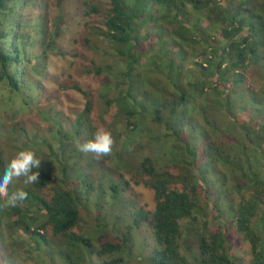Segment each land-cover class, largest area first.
I'll list each match as a JSON object with an SVG mask.
<instances>
[{
    "label": "trees",
    "instance_id": "1",
    "mask_svg": "<svg viewBox=\"0 0 264 264\" xmlns=\"http://www.w3.org/2000/svg\"><path fill=\"white\" fill-rule=\"evenodd\" d=\"M130 1L110 0L106 30L102 33L115 48L117 63L123 65L119 71L112 68L109 76L116 84L118 82L126 87L127 96L131 95L135 84L147 83L153 75L146 71L147 66L143 67L141 76L138 74V42L133 37V22L142 17L144 20L155 17L150 13L147 0H135L134 6ZM185 1L187 0L166 1V9L173 13L165 17L164 24L170 23L177 31L176 36L167 43L166 60L170 61L165 69L168 70L169 66L178 75L181 73L183 66L179 63L175 66L172 62L176 61L174 56H177L186 70L192 68L197 73L196 77H192L190 73L186 76L187 83L191 85L189 94L178 90L176 97L171 88L173 91L170 93L175 95L171 102L154 100L155 97L151 96L149 99L154 100L153 102L144 101L148 106L154 105L148 110L143 100L136 98L139 111L124 112L126 126L131 130H137L141 120L147 117L156 128L165 131L161 136H155L154 141L148 135L145 137L147 143L144 145L145 149L142 148L138 161L137 157L119 161L124 163H119L125 167L123 171H130L137 176L134 177L136 183L147 175L148 178L143 183L154 193L152 211H135L137 222L141 217L148 221L154 240L153 253L144 264H264L263 231L254 228V222L264 225V131L259 128L264 124V0H240L235 9H230L227 4L230 0H192L191 7L197 16L186 11ZM40 3L39 0H0V94L5 90L11 92L0 101V119H4L5 113L9 111L5 109L15 106L17 110H21L26 105L36 107L41 119L44 115L46 118L54 116L52 108L36 105L43 89L37 76H43V71L32 69L34 73L31 77L26 71L30 69L33 57L38 56L30 55L32 50L38 45L44 53L51 50V43L56 44L60 28L59 22L54 21V29L51 30L47 15L31 12L38 9ZM90 9L97 10L92 5ZM31 18H35L31 25L36 31L29 37L26 29ZM160 28L162 35L157 36L159 42L164 39L163 32H174L166 27ZM155 43L149 39L144 44L147 48L141 49V55ZM159 56L163 59V56ZM193 57H197V61ZM211 59L216 62L215 66ZM250 66L259 67L263 71V79L256 91L248 89L244 84V73L249 71ZM93 71L101 73L99 69ZM167 79L174 82L170 73L167 74ZM211 82H215V85L209 89ZM155 84L151 82V85ZM72 88L86 98L82 115H88L91 111L88 93L78 84H73ZM162 88L168 87L162 85ZM140 93L146 94L144 89ZM196 93L197 97H201L200 104H195ZM206 94L209 96H205ZM16 97L21 99L19 103H16ZM237 97H242L244 104ZM106 102L111 103V100ZM192 105L200 112L210 105L209 108L216 110L222 118V127L216 130L206 127L197 116L191 120ZM167 106H170L168 114L160 117L159 110ZM252 107L257 113L253 116V122L249 123ZM15 127L23 130L19 124H15ZM59 131L49 129L50 138L54 141L61 139ZM84 134L85 138L91 136ZM197 134L202 140V146L195 149L191 140L197 138ZM72 135L83 139L79 125L72 131ZM116 140L115 137L114 150ZM20 149L23 150V147L20 146ZM1 162L2 158L0 170L4 165ZM169 168L183 172L179 190L175 188L176 173ZM50 177L48 172H43L39 175V182L30 188L21 189L28 193L27 199L14 208L4 206V198H0V251L8 250L9 245L17 241L15 234L18 229L38 242L45 243L46 237L40 232L44 229L60 239L64 250L60 253L63 264H85L87 260L81 247L84 246L82 241L86 239L75 233L74 228L79 219L87 214L81 202V189L87 198L93 194L90 174H77L67 182L64 173L61 184L59 180L51 181ZM51 182L54 184L50 191L47 194L41 193L40 190ZM109 186L114 192L118 191L116 183H110ZM230 190L238 193V200L235 204L230 201L227 206H220V197L225 196L228 200L227 192ZM15 191L18 190L9 192ZM204 204L209 205L207 216L210 222L216 210L218 216L225 221L218 218L222 221L215 229H210L208 225L205 227L199 238L200 253L193 255L188 248L181 251L180 221L188 217L195 218V213L206 214ZM35 212L43 217L42 223L36 226L38 215ZM109 230L114 233L112 227ZM229 230H234L248 240L251 251L249 262L243 263L231 254V247L227 242ZM127 238L121 236L119 241L107 239L108 243L97 253L102 255L122 248ZM115 242L124 243L120 245ZM8 259L13 264H19L15 259ZM143 259L146 258H141L142 261ZM0 264H8L1 255Z\"/></svg>",
    "mask_w": 264,
    "mask_h": 264
},
{
    "label": "rangeland",
    "instance_id": "2",
    "mask_svg": "<svg viewBox=\"0 0 264 264\" xmlns=\"http://www.w3.org/2000/svg\"><path fill=\"white\" fill-rule=\"evenodd\" d=\"M39 1L41 2L39 8L33 9L31 12L47 15V23L51 30L54 29L52 27L54 21L59 22L60 28L56 35V44L52 45L51 43V50L44 53L40 45L32 50L30 55L38 56L33 57L29 66L30 69L26 71L30 77L34 73L31 71L32 69L43 71V76H37L43 89H41L36 105L52 108L54 116H47L46 118L44 115L41 119L37 113V108H32L29 105L23 106L21 110H17L15 106L5 109L9 111L5 113L4 119H0L1 163L4 164V168L16 152L22 150L20 149L22 146L23 150H32L43 158L38 169L39 175L48 172L51 181L59 180V184H61L64 173L68 179L67 182H69L77 174L88 172L94 190L93 194L91 193L87 198L81 189V202L87 214L79 219L77 227L74 228L75 233L86 239V241H82L84 246L81 247L87 260L85 264H144L153 253L154 240L148 221L141 219V217V220L139 219L140 221L137 222L135 211L138 209L152 211L154 209V193L149 186L143 183L148 178L147 175H144L143 179L136 183L134 177L137 176L130 171H123L125 167L120 164L124 163L119 161L121 159H134V157H137L138 161L143 152L142 148L147 143L145 137L148 135L154 141L155 136H161L165 131L156 128L152 120L146 119L147 117L141 120L137 130H131L130 127L126 126L124 112L139 111L137 99L143 100V103L145 100L171 102L175 98V95L170 93L171 91L174 90L176 97L178 90H184L188 94L190 92L191 85L187 83L186 76L188 73L192 77L197 75L192 71V68L186 70L182 61L173 55L176 58V61L172 60L175 66L178 63L183 66L181 73L178 75L174 68L170 69L169 66L168 70L165 69V65L170 61L166 60L167 43L176 36L177 29L170 23L169 25L164 24V19L173 11L166 9V1L168 0H147L150 13L154 14L155 17L149 20H144L142 17L133 22V37L138 42L136 49V55H138L136 58L139 60L138 74L141 76L143 67L147 66L146 71L153 75L150 77L151 81L143 82L140 85L135 84V89L131 95L127 96L125 94L126 87L119 85L118 82L116 84L109 76L112 68L117 71L123 68V65L116 61L115 48L102 35L103 31L106 30L105 21L111 5L110 0ZM134 1H130L132 6L135 5ZM185 2L187 4L186 11L193 12L197 16L191 7L192 0ZM239 2L240 0H230L227 4L230 9H235ZM91 5L97 10L92 11ZM187 8L189 9L187 10ZM34 19H30V25L26 29L29 37H32L31 34L36 31L31 25ZM160 27L174 30L173 33L172 31L170 33L163 32L162 38L164 39L161 42L157 37L162 35ZM149 39L156 43L149 51L141 55V49L147 48L144 44H147ZM183 42L185 41L183 40ZM159 55L163 56V59ZM193 58L194 61L198 59L197 57ZM191 60L190 56L189 63ZM211 60L215 66L216 62L214 59ZM94 69H99L101 73H95ZM168 73L171 74L173 83L167 79ZM244 77L245 86L256 91L263 79V71L259 67L250 66L249 71L244 73ZM35 80H37L36 77ZM151 82L156 84L151 85ZM73 84L80 85L88 93L91 111L86 116L82 115L86 98L72 88ZM161 84L168 88H162ZM212 85H215V82H211L208 86L209 89L213 88ZM141 89H144L145 95L140 93ZM10 94L11 92L7 90L2 91L0 101ZM195 95V104H200L201 97H197L198 93ZM151 96L155 99L150 100ZM205 96L209 95L206 94ZM258 97L262 100L260 94ZM109 99L111 103L106 102ZM240 99L242 100L241 104H244L243 98H238V100ZM15 101L19 103L21 99L16 97ZM144 105L148 110L154 107V105L148 106L146 102ZM170 106L159 110V116L163 117L168 114ZM207 106L201 112L193 106L190 115L191 120L197 116L201 124L206 127L214 130L222 127V118L218 112L214 109L211 110L210 105ZM26 108L29 110H25ZM250 111L248 122L252 123L253 116L257 111L254 107L250 108ZM15 124L21 125L20 128L23 130L16 129ZM77 124L80 126L83 139H80V136L76 138L72 135V131L78 127ZM259 128L264 131V124L260 125ZM49 129L60 130L59 134L62 138L54 141L53 138H50ZM99 129L111 132L113 141L116 137L117 146H115V150L112 146L111 153L102 157H97L93 153L81 152L80 145L91 140L93 134ZM84 133L91 136L85 138ZM199 138L200 136L197 134V138L191 140V145L195 146V149L202 146V140ZM169 169L176 173L175 188L179 190L182 186L180 181L183 178V172L173 168ZM110 183L118 185L117 192L110 188ZM53 184L51 182V184L43 186L44 188L40 190L41 193L47 194ZM30 186L33 185H24L22 181H16L9 185V191L30 188ZM227 194L228 200L225 196L220 197L219 205L222 207L230 204V201H234L235 204L239 198L236 191L230 190ZM47 196L49 197L50 194ZM204 206H206L203 208L206 214L204 212L195 213V218L188 217L180 221L181 251L188 248L193 255L200 253L199 238L205 231V227L208 225L210 229H215L217 224L222 221L218 219L222 217L218 216V210H216L210 222L207 216L209 205L204 204ZM35 214L38 215L35 226L40 225L43 217L36 212ZM111 227L114 233L110 232L109 228ZM196 228H200V230L202 228V231ZM254 228L257 231H263L264 236V225H261L260 222H254ZM40 232L44 233L46 237L44 238L45 243L40 240L38 242V240L27 236V233L18 229L15 234L18 237L17 241L15 240L14 244L9 245L8 250L0 251V255L3 259L5 258L8 264H13L8 257L15 259L19 264H63L60 253L64 250L63 245L59 242L60 239L52 236L50 231L41 229ZM121 236L128 237L127 241L123 242L124 244L115 242L120 245L123 244L122 248L102 255L97 253L108 243L106 242L109 241L107 239L112 238L119 241ZM227 236L231 254L243 263L249 262L251 251L248 240L234 230H229ZM141 258L146 259L142 261Z\"/></svg>",
    "mask_w": 264,
    "mask_h": 264
},
{
    "label": "clouds",
    "instance_id": "3",
    "mask_svg": "<svg viewBox=\"0 0 264 264\" xmlns=\"http://www.w3.org/2000/svg\"><path fill=\"white\" fill-rule=\"evenodd\" d=\"M113 143L111 132L99 129L93 134L91 140L80 145V151L102 157L111 153ZM42 159L32 150H20L0 170V198H4V206L14 208L19 202L27 199L26 191L18 190L10 193L9 185L16 181H22L24 185L39 182L38 169ZM34 169L36 171H33Z\"/></svg>",
    "mask_w": 264,
    "mask_h": 264
}]
</instances>
